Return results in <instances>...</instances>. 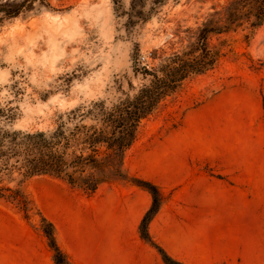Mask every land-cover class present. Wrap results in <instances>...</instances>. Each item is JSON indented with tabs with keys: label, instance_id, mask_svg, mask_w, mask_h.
<instances>
[{
	"label": "rangeland",
	"instance_id": "1",
	"mask_svg": "<svg viewBox=\"0 0 264 264\" xmlns=\"http://www.w3.org/2000/svg\"><path fill=\"white\" fill-rule=\"evenodd\" d=\"M151 1L135 3L147 18L134 23L128 21L132 0L36 1L3 20L0 115H15L16 128L47 130L76 107L98 101L110 106L133 93L129 84L137 89L143 83L134 76L133 54L139 68H155L228 0H165L150 11ZM210 44L220 49L216 67L188 81L142 122L124 158L126 172L136 163L165 159L243 160L250 176L264 177V27L213 37ZM23 190L54 224L58 244L73 264L129 259L114 246L115 186L87 194L38 176L27 179ZM34 213L25 219L15 205L0 200V264H54ZM256 246L258 253L250 251L243 264H264L260 231Z\"/></svg>",
	"mask_w": 264,
	"mask_h": 264
},
{
	"label": "trees",
	"instance_id": "2",
	"mask_svg": "<svg viewBox=\"0 0 264 264\" xmlns=\"http://www.w3.org/2000/svg\"><path fill=\"white\" fill-rule=\"evenodd\" d=\"M36 1L44 3V0H22L9 4L0 0V23L30 10ZM142 1L132 0L129 23H134V18L139 21L147 18L135 4ZM164 1L152 0L150 11ZM261 27H264V0H228L197 27L191 41L163 58L155 68H139L133 54L134 76L140 75L143 83L137 89L129 84L133 93H123L110 106L98 101L85 108L76 107L58 115L54 126L47 130L16 128L15 115H0V200L15 205L25 219L35 212L54 264L73 263L58 244L54 224L23 190L24 182L32 177L55 178L87 194L114 182L145 190L152 205L140 222V238L157 251L163 264H183L171 258L148 233V225L163 200L160 190L150 181L129 175L124 169V158L143 121L176 96L188 81L216 67L221 53L210 44L211 38L237 31L252 34Z\"/></svg>",
	"mask_w": 264,
	"mask_h": 264
},
{
	"label": "crops",
	"instance_id": "3",
	"mask_svg": "<svg viewBox=\"0 0 264 264\" xmlns=\"http://www.w3.org/2000/svg\"><path fill=\"white\" fill-rule=\"evenodd\" d=\"M248 168L243 160L165 159L136 163L127 172L160 190L163 200L148 233L171 258L183 264H243L258 250L259 231L264 236V177L250 176ZM110 184L118 190L112 198L119 215L114 246L129 259L102 264H163L138 230L152 205L150 194L126 183ZM261 248L263 253V242Z\"/></svg>",
	"mask_w": 264,
	"mask_h": 264
}]
</instances>
